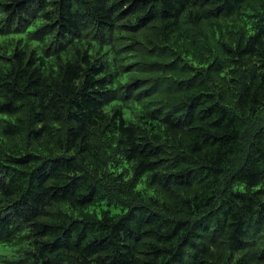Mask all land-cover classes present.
<instances>
[{"label": "trees", "instance_id": "1", "mask_svg": "<svg viewBox=\"0 0 264 264\" xmlns=\"http://www.w3.org/2000/svg\"><path fill=\"white\" fill-rule=\"evenodd\" d=\"M0 243L264 264V0H0Z\"/></svg>", "mask_w": 264, "mask_h": 264}, {"label": "rangeland", "instance_id": "2", "mask_svg": "<svg viewBox=\"0 0 264 264\" xmlns=\"http://www.w3.org/2000/svg\"><path fill=\"white\" fill-rule=\"evenodd\" d=\"M100 211V209H98ZM23 247V248H22ZM27 244L13 245L8 243H0V264H22L26 259V254L20 252V249H26ZM26 264H30L29 262Z\"/></svg>", "mask_w": 264, "mask_h": 264}]
</instances>
